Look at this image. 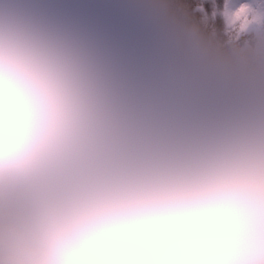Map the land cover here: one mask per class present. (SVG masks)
Instances as JSON below:
<instances>
[{"label": "clouds", "instance_id": "1", "mask_svg": "<svg viewBox=\"0 0 264 264\" xmlns=\"http://www.w3.org/2000/svg\"><path fill=\"white\" fill-rule=\"evenodd\" d=\"M37 8L0 0V264H264V131L215 136Z\"/></svg>", "mask_w": 264, "mask_h": 264}, {"label": "trees", "instance_id": "2", "mask_svg": "<svg viewBox=\"0 0 264 264\" xmlns=\"http://www.w3.org/2000/svg\"><path fill=\"white\" fill-rule=\"evenodd\" d=\"M126 1L129 13L117 10L116 27L125 39L124 65L141 92L175 109L214 115L211 130L219 138L253 132L244 116L249 104L242 89L260 70L254 45L259 41L240 32V37L234 35L239 26L227 25V0ZM46 2L36 4L38 31L66 36L69 1ZM89 4L86 37L101 36L108 43L106 3L89 0ZM190 5H203L207 13L190 22L186 17ZM144 35L147 39L140 44L138 38Z\"/></svg>", "mask_w": 264, "mask_h": 264}, {"label": "rangeland", "instance_id": "3", "mask_svg": "<svg viewBox=\"0 0 264 264\" xmlns=\"http://www.w3.org/2000/svg\"><path fill=\"white\" fill-rule=\"evenodd\" d=\"M68 1L71 5V12L66 28V34H67L66 36L75 37V33L73 32V29L76 25V17H77L75 2L74 0H68ZM87 1L89 4V0ZM28 2L33 5H36L37 2L44 3V5H46L47 3L46 0H28ZM119 3L118 0H114L116 22L118 17L117 10H119V8L121 13H122L121 8H123L124 13L125 11L126 14L127 12L129 13V8L126 4L127 1L121 0L122 4ZM123 4L126 7H124ZM89 9H90V4H89ZM226 15L227 17H225V20L229 27L239 26V28L235 32L237 34H234L236 37H240L238 35L240 32L245 35L246 34L252 35L253 37L258 38L259 41L256 42V44L254 45L256 46L255 53L261 57L260 60H258L260 73L257 72L256 75L252 77L250 83L246 85L243 90V92L248 97V104H249L247 111L244 113V116L246 120L252 123L253 132L264 131V0H228ZM104 16L106 22L105 26L107 28L108 24L110 23L109 20L107 19V9L105 11ZM33 23L34 26L36 27L35 19L33 20ZM61 35L63 34L61 33ZM49 36H54V35L50 33ZM246 38L249 41V37ZM146 39L147 38L144 35L142 37H139L138 41L141 44V42L146 41ZM116 40L120 41V38L117 37ZM245 47H247V49H250L251 44L249 45V43L248 44L246 43Z\"/></svg>", "mask_w": 264, "mask_h": 264}, {"label": "water", "instance_id": "4", "mask_svg": "<svg viewBox=\"0 0 264 264\" xmlns=\"http://www.w3.org/2000/svg\"><path fill=\"white\" fill-rule=\"evenodd\" d=\"M83 7V17L76 29L75 38H85L88 22L90 18V9L87 0H80ZM107 6V19L109 20V25L107 29L108 33V44L118 53L120 57V51H117L115 48V39L119 37L116 31V17H115V4L114 0H105ZM76 26V25H75ZM121 59V57H120Z\"/></svg>", "mask_w": 264, "mask_h": 264}, {"label": "bare ground", "instance_id": "5", "mask_svg": "<svg viewBox=\"0 0 264 264\" xmlns=\"http://www.w3.org/2000/svg\"><path fill=\"white\" fill-rule=\"evenodd\" d=\"M74 2H75V8H76L77 17H76V26L74 27L73 32L76 34V29H77V27H78V25H79V23H80V21H81V19L83 17V7H82V4H81L80 0H74ZM116 31H117V33L119 35L120 41L115 39V42H114L115 43V48H116L117 51H120V57H121L122 62L124 63V58H123V53L122 52H123V48L125 47V39L123 37V34L118 30L117 27H116ZM107 39H108V37H107ZM242 93L246 96V94L244 92H242Z\"/></svg>", "mask_w": 264, "mask_h": 264}, {"label": "snow or ice", "instance_id": "6", "mask_svg": "<svg viewBox=\"0 0 264 264\" xmlns=\"http://www.w3.org/2000/svg\"><path fill=\"white\" fill-rule=\"evenodd\" d=\"M204 13H207V10L203 5L202 8L201 5H190L186 10V17L190 22H193L194 20H199Z\"/></svg>", "mask_w": 264, "mask_h": 264}]
</instances>
